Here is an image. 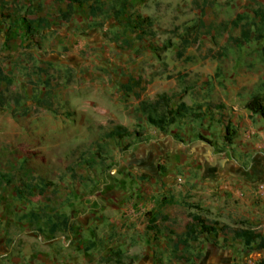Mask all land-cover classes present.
<instances>
[{
  "label": "rangeland",
  "instance_id": "obj_1",
  "mask_svg": "<svg viewBox=\"0 0 264 264\" xmlns=\"http://www.w3.org/2000/svg\"><path fill=\"white\" fill-rule=\"evenodd\" d=\"M98 6L91 16L86 4L66 0H0V217L25 206L23 216L37 219L39 230L65 227L66 218L49 211L58 196H159L168 200L167 219L156 214L159 231L145 233L151 213L144 214L133 244H101L100 262L207 264L210 244L221 248L226 241L219 233L179 243L188 214L219 225L238 221H219L221 212L200 196H259L262 184L236 195L206 177L240 159L241 141L225 143L224 126L253 124L261 115L264 39L247 29L257 22L255 11L264 12V0H98ZM135 15L150 25H122ZM160 92L177 94L170 106L183 100L204 115L178 118L164 131L151 126L139 103ZM207 103L224 108L206 110ZM115 124L133 134L105 138ZM164 139L177 147L193 143L188 151L207 150L213 168L193 173L185 169L190 162L177 159L170 169L168 156L158 154ZM257 149L264 159V147ZM259 257L257 264H264Z\"/></svg>",
  "mask_w": 264,
  "mask_h": 264
},
{
  "label": "crops",
  "instance_id": "obj_2",
  "mask_svg": "<svg viewBox=\"0 0 264 264\" xmlns=\"http://www.w3.org/2000/svg\"><path fill=\"white\" fill-rule=\"evenodd\" d=\"M262 120L264 117L258 115L253 124L250 119L238 123L234 121L239 128L233 129L234 134L229 145L235 146V139L241 141V154L237 156L240 159L228 160L214 168L209 177H206L207 184L220 183L221 187L236 195L249 194L258 183L264 186V159L257 149L264 147ZM249 129H253L254 134L258 135L256 139L245 138V132ZM167 141L164 139L159 142L158 154L168 156L167 161L170 163L167 166L170 169L171 162L177 159L181 165L190 162L185 169L193 173L197 170L199 174H203V171L207 173L213 168L206 160L207 150L202 147V151L198 146L197 149L188 151L193 143L177 147ZM246 151L249 156L243 158L247 155ZM258 195L200 198L205 202L204 205L221 212V218L217 217L219 221L225 223L232 218L237 221L244 220L264 237V195ZM167 201L159 196H58L49 211L65 217V227L58 223L49 226L43 224L41 230L38 228L37 219L23 216L22 211L27 208L22 206L10 212V215L0 217L1 225L5 227L2 229L0 226V264H102L101 244L108 245L106 248L112 245L121 248L125 244H133L130 239H133L134 233L139 234L138 224L142 216L151 213L153 217L158 211L165 215L162 207ZM221 236L226 244L221 248L217 244H210L213 256L209 257L207 264H257L259 256H264V249L246 250L240 239H231L229 234Z\"/></svg>",
  "mask_w": 264,
  "mask_h": 264
},
{
  "label": "trees",
  "instance_id": "obj_3",
  "mask_svg": "<svg viewBox=\"0 0 264 264\" xmlns=\"http://www.w3.org/2000/svg\"><path fill=\"white\" fill-rule=\"evenodd\" d=\"M69 4H86L89 15L93 16L99 9L98 0H66ZM70 11L61 12V17L67 19ZM255 17H257V22L251 20L248 23L251 29H247V32H252L253 37L257 40L264 39V12L262 10L255 11ZM122 25L130 29L142 30L144 26H149L150 21L146 17H141L135 15L132 18L126 17L121 21ZM230 23L233 26L237 25L236 20H231ZM177 96L175 93L160 92L156 94L150 100H142L139 103L140 109L145 113L146 121L151 126L164 131L169 123L174 122L176 119L180 118H198L203 116L204 113L200 111L201 106H197V110H194L191 105H187L184 101L179 100L174 106H170L171 101ZM258 105V112L262 115L264 114L263 97L256 98ZM221 103H207L204 109H223ZM132 131L123 125L115 124L107 132H105V138H111L115 140H120L124 137H130ZM234 130L229 128V125L224 126V134L222 136L223 141L227 144L231 143ZM17 197L22 196L19 190H16ZM196 208V207H195ZM158 215L150 218L148 225L145 226V233H151L155 235L158 231V225L155 223ZM160 219L165 221L167 219L166 215H160ZM64 225V224H63ZM216 220H209L202 217L197 212H191L188 214V220L185 222L183 232L178 236L177 240L183 245H187L189 241H196L201 235H211L216 237L219 233L223 236L229 234L231 239H240L243 248L246 250H260L264 249V237L257 232L255 229L251 228L244 220H238L236 225L229 226L227 224H220Z\"/></svg>",
  "mask_w": 264,
  "mask_h": 264
},
{
  "label": "built area",
  "instance_id": "obj_4",
  "mask_svg": "<svg viewBox=\"0 0 264 264\" xmlns=\"http://www.w3.org/2000/svg\"><path fill=\"white\" fill-rule=\"evenodd\" d=\"M254 135V130L253 129H249L245 132V138H250ZM177 180H179V178H177ZM257 192L260 194V195H264V186L263 185H258L257 186Z\"/></svg>",
  "mask_w": 264,
  "mask_h": 264
}]
</instances>
